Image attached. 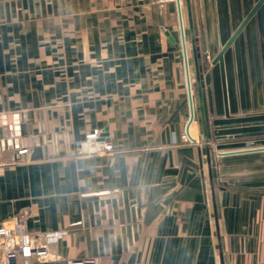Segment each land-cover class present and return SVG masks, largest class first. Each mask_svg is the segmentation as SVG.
<instances>
[{
	"label": "crops",
	"instance_id": "1",
	"mask_svg": "<svg viewBox=\"0 0 264 264\" xmlns=\"http://www.w3.org/2000/svg\"><path fill=\"white\" fill-rule=\"evenodd\" d=\"M180 1L189 134L176 0H0V224L68 229L33 264H264V149L223 153L264 146V1L226 97L258 0Z\"/></svg>",
	"mask_w": 264,
	"mask_h": 264
},
{
	"label": "built area",
	"instance_id": "2",
	"mask_svg": "<svg viewBox=\"0 0 264 264\" xmlns=\"http://www.w3.org/2000/svg\"><path fill=\"white\" fill-rule=\"evenodd\" d=\"M160 2L175 0H159ZM3 115L0 113V119ZM183 137L188 140L187 134ZM78 149H87L96 152H110L114 145L106 138L101 128H95L85 135L83 140L76 142ZM22 148L20 152L26 151ZM68 234L67 228L52 229L47 231L30 232L26 228L24 216H15L14 225L6 226L0 224V254L3 264H33L34 257H45L52 244L62 240ZM67 264H98L96 257H82L68 259Z\"/></svg>",
	"mask_w": 264,
	"mask_h": 264
},
{
	"label": "water",
	"instance_id": "3",
	"mask_svg": "<svg viewBox=\"0 0 264 264\" xmlns=\"http://www.w3.org/2000/svg\"><path fill=\"white\" fill-rule=\"evenodd\" d=\"M177 5H178V15H179V24H180V30L182 34V53L184 57V63H185V69H186V77H187V88H188V94H189V100H190V106H191V114L189 121L187 123L186 127V132L189 134V127L190 124L194 118V109H193V97H192V84H191V78H190V72H189V65H188V54H187V46L185 42V37H184V25H183V19H182V12H181V1L176 0ZM264 0H258L255 6L251 9V11L247 14V16L244 18L242 23L239 25V27L236 29V31L233 33V35L229 38V40L224 44L220 52L218 53L217 57L214 59L213 63L219 62L221 65V70H222V79L224 83V89H225V97H226V81H225V72H224V52L228 49V47L232 44L234 41L235 37L238 35V33L242 30L246 22L249 20V18L253 15V13L257 10V8L260 6V4L263 3ZM195 48V54H197ZM199 70V68H198ZM202 79V84L210 82V74L207 73L206 75H201L200 76ZM2 124H7V118L6 115L3 116V120L1 121ZM12 128V126H9ZM14 133L16 135L20 134V130H14ZM192 138V137H191ZM17 141V140H15ZM9 143H12L13 140L10 138L8 139ZM0 143L3 145L5 144V139L0 141ZM259 149H264V146L261 147H250V148H245V149H235V150H228L223 153H234V152H241V151H250V150H259Z\"/></svg>",
	"mask_w": 264,
	"mask_h": 264
},
{
	"label": "rangeland",
	"instance_id": "4",
	"mask_svg": "<svg viewBox=\"0 0 264 264\" xmlns=\"http://www.w3.org/2000/svg\"><path fill=\"white\" fill-rule=\"evenodd\" d=\"M248 141V140H247ZM21 216V215H20ZM22 216H24V217H26V215L25 214H22Z\"/></svg>",
	"mask_w": 264,
	"mask_h": 264
}]
</instances>
